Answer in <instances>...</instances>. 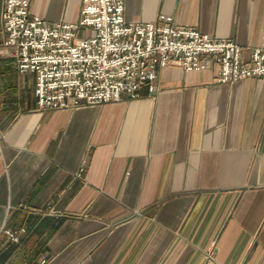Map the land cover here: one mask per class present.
<instances>
[{
  "label": "crops",
  "instance_id": "1",
  "mask_svg": "<svg viewBox=\"0 0 264 264\" xmlns=\"http://www.w3.org/2000/svg\"><path fill=\"white\" fill-rule=\"evenodd\" d=\"M47 24L82 0H29ZM0 0V264H264V76L166 66L141 97L38 111L4 47ZM264 46V0H124L129 22ZM14 233L17 240L8 234Z\"/></svg>",
  "mask_w": 264,
  "mask_h": 264
},
{
  "label": "built area",
  "instance_id": "2",
  "mask_svg": "<svg viewBox=\"0 0 264 264\" xmlns=\"http://www.w3.org/2000/svg\"><path fill=\"white\" fill-rule=\"evenodd\" d=\"M2 29L18 72L35 75L38 111L139 98L143 87L155 91L166 66L187 72L215 67L219 84L264 76V46L244 58L235 41L176 25L171 16L129 22L124 0H82L77 23L52 25L30 12L29 0H5ZM205 259L215 264L213 248Z\"/></svg>",
  "mask_w": 264,
  "mask_h": 264
},
{
  "label": "rangeland",
  "instance_id": "3",
  "mask_svg": "<svg viewBox=\"0 0 264 264\" xmlns=\"http://www.w3.org/2000/svg\"><path fill=\"white\" fill-rule=\"evenodd\" d=\"M10 232H8V234H9ZM14 234V233H13ZM11 238V237H10ZM12 239V238H11ZM13 240V239H12Z\"/></svg>",
  "mask_w": 264,
  "mask_h": 264
}]
</instances>
